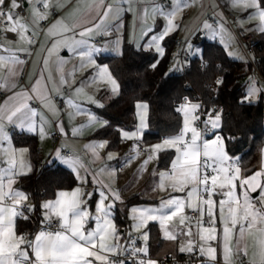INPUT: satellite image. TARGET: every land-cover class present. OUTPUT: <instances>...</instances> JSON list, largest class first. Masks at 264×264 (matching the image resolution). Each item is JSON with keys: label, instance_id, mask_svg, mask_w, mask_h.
I'll return each instance as SVG.
<instances>
[{"label": "snow or ice", "instance_id": "snow-or-ice-1", "mask_svg": "<svg viewBox=\"0 0 264 264\" xmlns=\"http://www.w3.org/2000/svg\"><path fill=\"white\" fill-rule=\"evenodd\" d=\"M39 3H42L44 9L49 8L48 0H23V2L0 0V26H2L0 32L14 33L20 40H26L28 45L35 44L39 22L47 19L48 16L47 12L41 11L36 6ZM25 4L30 9L27 18L21 15L25 10ZM129 4L131 5V0ZM230 6L241 11L252 9L247 19L258 20V31L264 33V0H230ZM186 7L188 4L184 0H172L170 10L160 4L152 7L153 16L159 15L166 23L158 35H152L147 44L143 45L144 50L154 49L160 57H163L164 48L161 41L179 27L175 23L176 16ZM101 9H103L102 13ZM121 11L118 5L112 3L105 5V0H90L85 3L83 9L78 6L73 11L72 23L57 20L48 29V35H59L61 39L54 41L52 47L47 49L48 56L43 60V71H48V57L60 47L67 48L78 55L81 59V67L86 63L96 65L95 57L107 51L122 55L119 39L113 42L111 49L107 45L97 47L90 43L93 33L110 35L112 30L119 31L121 25L113 26L109 23V19H119ZM147 14L145 9V15ZM204 28L211 33L212 39H216L219 35L220 42L226 49L228 48L224 39L223 24L214 28L205 21ZM76 29L82 30L77 33ZM29 31L31 36H26L25 34ZM148 31L152 29L149 28ZM65 33H72V35L68 36ZM137 47L140 48L141 45L137 44ZM187 48L190 56L202 57L201 50L194 47L192 43L189 42ZM5 50L9 52V55H0V66L10 65L8 66L9 78L18 76L17 65L23 66L24 61L16 55V52L29 50L28 48L15 50L6 48ZM228 54L232 56L233 52L229 51ZM63 63V60L57 62V70L61 72L60 85L68 83L63 75ZM158 63L159 60L151 67H157ZM97 67L99 71L90 83L104 81L110 85L113 95H119L120 86L108 71L107 66L97 65ZM182 70L183 66L179 63L172 69V71ZM43 71L31 91L36 98L51 107L55 115L57 110L51 98L46 95L47 85L43 89L40 88L41 80L45 79ZM46 79L52 82V91H57L58 86L53 81L50 71ZM223 82L222 78H218L215 81L216 87L219 88ZM6 85L8 89H14L16 82L14 79H6ZM0 87H5V84H0ZM82 90L83 85L77 88L76 92L80 93ZM261 93H264V85L258 86L253 78H249L247 92L241 102L252 103ZM17 97L20 98L19 102L12 107L7 106L8 101H5L4 106H0V163L7 165L0 167V264H97V262L98 264H158L156 259L149 256L150 236L149 231L146 230L149 222L159 224L165 240L180 241L178 251L190 256L189 264H217L218 247L221 249L223 264H238V261L239 264H244L243 258L249 257V238L252 240L253 251L247 264H264V170L250 176H242L238 162L233 161L227 152L224 138L219 135L211 141L203 138L209 131H214L221 126L222 110L214 115V109L208 110L201 129L196 126V121L201 119L200 115H197L201 105L189 102L187 97H185V103L176 109L183 116V126L179 134L166 137L162 142L152 145L148 149V158L144 161L146 166L152 159L159 158L161 152L175 150L176 155L171 162V171L159 173V183L153 190L158 188L164 191L171 188L176 192L186 191V197H170L162 200L158 207H133L131 209V219L134 222L132 229L140 234L138 237L133 238L130 232L126 245L119 242L121 234L114 222V210L115 202L121 201V196L119 191L111 189L109 185H103L99 190L100 198L96 203L95 215L88 206L93 193L85 192L82 186H77L70 192L58 191L55 199L44 201L39 205L43 216L40 221L42 227L33 238H29L26 233H18L17 220H29L31 218L29 214L35 212L37 206L28 203L27 193L13 187L20 177L31 173L32 166L25 159L28 149L15 148L11 145L12 137L8 128H18L30 133L38 131L41 138H44L47 135V121L41 115L37 123L38 113L27 102L33 96L28 95L27 92H19L8 99L15 100ZM68 103L76 109L77 113L83 111L71 100ZM92 103L98 107L104 106L95 100H92ZM136 108L139 119L136 130L129 132L120 129L121 139L140 138L147 127L148 105L137 103ZM87 115L90 126L108 125V121L101 120L91 112ZM57 127L61 134H65L62 124H57ZM78 132L79 129H74L73 135ZM107 144L108 141L104 140L86 147L98 159V149L105 148ZM107 158L112 160L113 154L109 153ZM54 159L68 166L75 173L80 185L88 183L87 175H81L80 169L84 166L78 158L64 155L58 149ZM52 162L49 161L50 164ZM103 171L104 169H101V172ZM115 171L112 169L111 174L115 175ZM91 175L92 182L99 183L95 178L96 174ZM237 181L242 190V201L235 194ZM105 188L108 191L103 190ZM257 189H260L258 197L260 207L256 206L249 195ZM217 194L225 197L218 202V213L217 201L214 199ZM186 208L199 214L195 231L191 226L190 217L185 214ZM205 216H207L206 221ZM90 219L95 221V227L87 230L86 225ZM217 219L223 225L222 234L216 227ZM54 220L58 223V227L53 229ZM237 226H239L238 235ZM234 237H236L235 243H233ZM136 239L143 242L142 246L136 245ZM213 242H218L217 246H213Z\"/></svg>", "mask_w": 264, "mask_h": 264}, {"label": "trees", "instance_id": "trees-1", "mask_svg": "<svg viewBox=\"0 0 264 264\" xmlns=\"http://www.w3.org/2000/svg\"><path fill=\"white\" fill-rule=\"evenodd\" d=\"M261 49L256 55L264 75V33L260 35ZM178 35L164 40V55L160 57L154 50H144L125 42L121 56H103L99 62L107 64L111 74L118 82L119 95L109 99L103 107L95 108V114L108 121L107 126L96 130L92 138L107 140L108 151H119L122 146L120 129L133 131L137 126L136 105L147 102L149 107L148 130L143 141L147 145L156 144L162 139L179 134L183 126L181 113L176 111L185 97L191 103L202 100L206 110L214 105L223 106L221 127L217 134L224 138L230 157H239L240 167L246 174L254 171L257 155L264 147V103L241 104L246 95L249 81L244 74V66L228 56L223 46L216 41L205 40L200 55L193 59L192 70L180 76L168 73V62L174 56ZM159 60L157 67L151 65ZM202 62L206 63L201 68ZM249 71L252 69L248 62ZM221 70H218V67ZM167 74V75H166ZM220 76L223 84L216 87L215 79ZM188 84V88L185 87ZM16 148H27L34 164L32 174L19 179L20 188L28 193L39 205L43 200L52 199L58 191L73 189L78 185L74 173L58 162L49 163L40 169L38 162L43 160L39 152L37 137L28 133H14L12 138ZM172 159V151L161 152L159 167L167 169ZM141 202L138 196L128 200L130 205ZM116 223L126 229L128 222L119 212ZM20 231L31 228L26 220L18 219ZM122 232V231H121Z\"/></svg>", "mask_w": 264, "mask_h": 264}, {"label": "crops", "instance_id": "crops-1", "mask_svg": "<svg viewBox=\"0 0 264 264\" xmlns=\"http://www.w3.org/2000/svg\"><path fill=\"white\" fill-rule=\"evenodd\" d=\"M150 0H131V5L129 4V0H105V5L112 3L114 5H118L122 11L120 13L119 19H114L110 18L109 23H111L113 26L115 25H121L119 28V31L112 30L110 35H102V34H96L93 33L92 36L96 40L100 36L103 37V41L106 40L108 36L112 37H118L120 34L121 39L123 38L122 41V49L123 45L125 42L134 44L135 46L137 40L144 39V43L147 44V42L150 40L152 35H158L160 31L164 28L166 21L160 17L159 15L153 16L151 9L152 5L149 3ZM211 0H184L188 4V7L183 8L181 12L178 13L175 19V23L179 25V27L171 32L166 38L173 36V35H178V36H189L193 34L196 31H202L203 34L206 33V30H204V23L205 21H210L212 22V19L210 18V11H211V6H209L208 2ZM49 6L55 7L58 12L60 13L59 17L52 23L49 24L48 28L46 29L45 34L40 40V43L38 44L37 50L35 52L34 59L32 61V64L30 66L29 74L26 79V87H21L18 84V80L22 71L23 66L17 65L19 75L15 77H8V66H0V84H5V87H1L4 94V102L2 106L5 105V101H8V107H12L13 105L17 104L19 102V97L15 100H9L8 98L10 96H13L14 93H19V92H27L28 95L33 96L31 100H28V104L32 100H36L40 102L42 108L41 109H34L37 113L38 116L36 117L37 123H39L40 116L42 115L45 120L47 121L46 124V131L47 135L44 136V138H41L39 135L38 131L36 133H30L27 131H21L18 128H14V131H11L10 129L12 127L8 128L9 133L11 134V137L13 138L14 133H28V134H33L37 137L38 140V146L42 150V157L43 160L45 161H53L55 162V153L56 151L53 150V145H52V135L55 131H59L57 124H62L60 122L61 115L63 114V110L59 108L58 103L56 101V97L60 96L63 89L66 86H71V82L73 81V78L76 76V72L73 71L71 72L70 66H66V58L64 55H61L59 51L61 49H67L64 47L58 48L54 53L48 57L49 58V65H48V71H43L44 70V63L43 60L46 56H48L47 49L52 47V43L56 40L61 39V36L59 35H48V29L52 27L53 24L56 23L57 20H63L65 23H72L73 22V11L79 6L81 9L84 8L86 2H90V0H48ZM42 3L37 4L36 6L39 8V5ZM131 7V10L129 8ZM172 7V2L170 5L166 6L165 8L171 9ZM225 8L227 10L233 11L232 7L230 6L229 3L226 2ZM145 9H147V16L145 15ZM28 11L30 12V9L28 7ZM103 12V9H101V13ZM208 12V13H207ZM235 12V11H233ZM208 15L209 17L207 19H202L203 16ZM48 20V16H47ZM201 20V21H200ZM200 22V23H198ZM214 22V21H213ZM226 22V21H225ZM217 24V22H214ZM241 24V23H240ZM242 25V24H241ZM91 26V25H88ZM151 28L152 31H148V29ZM248 30H253L257 32L259 35L261 34L260 31H258V28L254 25L244 27ZM82 29H76L77 33L81 31ZM58 31V29L56 30ZM144 33H147L146 35ZM233 35L235 36L234 32L232 31ZM26 35V34H25ZM65 35L71 36L72 33H65ZM205 37V35H204ZM77 38H79L77 36ZM133 38V41H132ZM236 38V36H235ZM105 39V40H104ZM164 39V40H165ZM164 40L161 41L162 47L164 48ZM205 40L208 41H213L209 40L208 38H205ZM237 40V38H236ZM92 39H90L91 43ZM11 42V43H9ZM238 42V40H237ZM219 43V42H218ZM95 44V41H94ZM144 44V45H145ZM239 44V42H238ZM107 45L110 48V45H112V42H109L108 44L105 42H102V46ZM4 46L6 48H11L13 50L17 48H28V44L26 40H20L18 38L15 41L11 40H5L4 41ZM97 46V45H96ZM241 47V45L239 44ZM101 47V46H97ZM143 47V45H141ZM242 48V47H241ZM154 50V49H150ZM155 51V50H154ZM165 51V50H164ZM176 51V48H175ZM19 51L16 52V55L19 56L21 59ZM67 52L65 51L63 54H66ZM2 56H8L9 54H3L0 53ZM175 56V52H174ZM173 56V57H174ZM172 57V58H173ZM101 59V58H99ZM59 60H63V75L67 79L68 83L60 85V76L61 72L57 70V62ZM89 67H83L82 70L85 72L86 69ZM43 71V75L45 77L44 80H41L40 88H44L45 85H47V92L46 95L49 96L52 100V104L54 108L57 110L56 114H53L52 108L49 106L45 105V102L42 101L39 98H36L35 95L32 93L31 89L32 86L36 84V81L40 79L41 72ZM49 71L51 72V75L53 77V81L55 84L58 86L57 91H52L53 84L52 82L47 81V76L49 74ZM87 72V71H86ZM243 73L245 74V71L243 70ZM6 79H14L16 82V87L14 89H8L6 85ZM71 92V91H70ZM117 95H113L111 97H108L107 101ZM72 95L70 94L71 98ZM106 101V102H107ZM196 104V103H193ZM95 112V111H94ZM100 126L99 124L96 125V127H91L88 128V131H83L79 132L78 138H76V135H74V138L72 139H62L60 143V147L62 149H66L69 151L74 152L76 155L73 157L78 158L80 162L83 164V168L80 169L81 175H87L88 183L85 185H80V182L78 181L77 186H82L83 190L85 192H91L93 193L92 198L88 201V206L89 210L92 212L93 215H95V207L96 203L99 200V190L102 188L103 185H109L111 189H114L116 191H119L120 196H121V201H116L115 202V210H114V222L116 224L117 229L119 230V233L121 231H126L128 233H136L132 229V224L134 223L133 220L131 219V209L133 207H158L160 205V202L162 200H166L170 197H181L184 198L186 197V191L185 192H176L173 191L171 188H167L164 191H160L158 188L154 191L153 189L156 188V185L159 183V173L163 171L170 172L171 171V162L174 159L176 153L175 150L172 151V159L169 163V167L167 169H162L159 167V158H154L151 161L148 162L146 166H144V161L146 160L145 158H141L137 154V149L136 143L133 141L134 139H129V140H124L122 142L121 149L119 151H113V159L111 162H108L105 157V150L107 149V146L103 149H98V154L99 158H95L92 154V152L89 150L88 145L94 143V142H100L104 140H99V139H93L92 135L93 133L98 129L97 127ZM75 129L76 127L73 126ZM64 128V127H63ZM100 128V127H99ZM73 132V130L71 129ZM162 142V141H161ZM11 145L13 147V141L11 139ZM153 145V144H152ZM148 145V149L152 146ZM7 146V144L5 145ZM16 148V147H15ZM25 159L31 164L32 166V171L28 175L32 174L34 171V164L32 163L29 152L25 155ZM104 160V163H103ZM49 162V161H48ZM58 162V161H56ZM59 163V162H58ZM64 165V164H63ZM66 168L71 170L68 166L64 165ZM101 169H104L103 172H101ZM115 169V175L111 174V170ZM87 170V171H85ZM72 171V170H71ZM73 172V171H72ZM92 173H95L96 180L99 183H93V176L91 175ZM75 175V173H74ZM76 177V175H75ZM20 179V178H19ZM19 179L17 182L13 185L14 188L22 190L20 188L19 184ZM76 186V187H77ZM74 187V188H76ZM73 188V189H74ZM73 189L69 190H62V191H72ZM105 191H108L107 188L103 189ZM23 191V190H22ZM227 191V189L225 190ZM26 193V192H25ZM28 194V193H27ZM29 195V194H28ZM238 197H240L241 201L243 200V195L242 192L239 190L237 191ZM133 196H138V198L141 200V202H137L135 205H130L128 203V200L132 198ZM258 196V195H257ZM256 197V195H254ZM31 199L29 195V200ZM52 199H55L52 198ZM214 199L217 201V213H218V202L221 199H225L224 196L221 194H217ZM51 200V199H47ZM47 200H43L47 201ZM41 202V203H42ZM108 201H106L107 203ZM122 214L124 217H126L128 225L126 229H121L118 227L116 223V214L117 213ZM39 214L42 216V210L39 208ZM185 214L189 217V214L187 213L185 209ZM191 223V221H190ZM191 226L193 227V230L195 231L196 225L191 223ZM207 226V225H205ZM95 227V221L90 219L86 225L87 230H91L92 228ZM216 227L218 229V232L222 234V229L223 225L219 222V219H217V224ZM238 227L237 226V235H238ZM17 228H18V233H20V228L18 225V220H17ZM149 231V255L153 259H158L162 258L164 256H170V255H178L181 256L184 253H180L178 251L179 248V243L180 241H167L163 238L162 232L160 230L159 224L156 222H149L148 228L146 229ZM138 234V233H136ZM140 235V234H139ZM236 242V237L233 238V243ZM218 242H213V246H217ZM248 244H249V257L248 260L250 259L251 252L253 251L252 248V240L249 238L248 239ZM142 246V245H141ZM98 264V262H97ZM217 264H223V259H222V253L221 249L218 247V261ZM239 264V261H238Z\"/></svg>", "mask_w": 264, "mask_h": 264}, {"label": "built area", "instance_id": "built-area-1", "mask_svg": "<svg viewBox=\"0 0 264 264\" xmlns=\"http://www.w3.org/2000/svg\"><path fill=\"white\" fill-rule=\"evenodd\" d=\"M215 1L218 4V9L223 14L224 20L226 21V23L229 25V27L234 32L239 44L241 45L243 51L245 52V54L248 58L249 63L252 66V69L248 73L249 76L253 77V76H255V74H257L258 76L261 77V79L263 80V84H264V75L262 74L260 67H259L260 60L258 59V57L256 55L257 50L261 49V39H260L259 34L253 30H248V29L244 28L240 24V17L235 12L227 10L225 8V5L223 3L224 0H215ZM21 2H23V0H21ZM171 2H172V0H150L149 1L150 5H152V6H154L155 4H160L164 7L170 5ZM28 7L29 6L27 4H25V10L21 13L22 17H24V18H27L29 16ZM39 8L41 11L48 13V20L45 19V20H42L39 22L38 35L35 37L36 43L32 44V45H28V50H29L28 52H21L20 53L21 60L24 61L22 71H21V74H20V77L18 80V84L21 87H26V79H27V76L29 74L30 66H31L32 61L34 59L35 52L37 50V47H38V44L40 43L41 38L45 34L46 29L48 28L49 24L54 22L60 15L58 10L53 6H49L48 9H44L43 5L41 4V5H39ZM0 27H2V26H0ZM26 36H31V31L26 33ZM18 38L19 37L14 33L0 32V53L9 54V52L5 50L6 49V47L4 46L5 40L15 41ZM102 42H103V37H100V38L95 40V45L102 46ZM189 42L192 43L194 45V47H196V48L199 46H202L205 42V37H204L203 32L200 30V31L194 32L193 34H191L189 36H179L178 37V39L176 40V43H175V48H176L175 56L173 58H171L168 62V73L171 74L172 76H180V75L186 74L187 72L192 70L193 59L196 56L193 57V56L189 55L188 48H187V44ZM177 63H179V65L183 66L182 71H172V69H174V66H176ZM204 65H206V63L202 62L200 67L204 68L205 67ZM217 69L221 70V67L219 66ZM218 78H221V77L218 76L215 79V81ZM185 87L188 88V84H185ZM70 91H71V89L68 86H66L63 89L61 95L56 97V101L58 103V106L62 110H64L67 107L68 99H69L70 94H71ZM4 98H5V94L2 90V88L0 87V106H2V104L4 102ZM241 101H240L241 104L246 103V102L242 103ZM183 103H185V99L183 100L182 104ZM196 103L201 105V109L197 113V115H200L201 119L196 121V126L202 129L203 128L202 121L207 118V116H206L207 110H206L205 104L202 100L197 101ZM29 105L32 109H36V110L42 108L40 102H38L36 100L30 101ZM213 109H214L213 115L216 112H221V110H222V114H223V106L222 105H214L211 107L210 110H213ZM221 118H222V116H221ZM63 127H64V133L65 134H61L60 131H55L52 135L53 150L56 151L59 149L62 152V154L73 157L74 154L72 151L62 149L60 147L61 146L60 143H61L62 139L74 138L73 132L71 130H69L68 127L64 123H63ZM10 130L14 131V128H11ZM218 130L219 129H216L214 131H209L203 138L215 137L216 135H218L217 134ZM136 149H137V154L139 157L145 158V159L148 158V155H149L148 145L143 140H138L136 142ZM38 150H39V152H42L41 148H39ZM231 158L233 159V161L238 162V164L240 166L239 158H237V157H231ZM48 161H50V160H48ZM48 161L40 160L37 165L40 169H43L49 164ZM28 203H31V204H34L37 206L36 202L33 199H30L28 201ZM186 211L189 214L191 223L196 225L197 221L199 219L198 212L193 211V210L188 209V208H186ZM29 215L31 218L29 220H26V221H28L32 227L22 229L20 231V233H26V234H28L29 238H33L34 235L41 229L42 225H41L40 221L43 218L40 216L38 210H36L33 213H30ZM21 220H23V219H21ZM206 220H207V216H205V221ZM205 225H207V224H205ZM55 227H58V223L54 220L53 221V229ZM120 234H121V238H120L119 242L123 245H126L128 239H129V236H128L129 233L126 231H123ZM138 236H139V234L132 233L133 238H136ZM142 243L143 242L141 240L136 239V245L137 246H141ZM157 261H158V264H189L190 256L188 254H183L181 256L170 255V256H164L162 258H158ZM243 261H244V264H247L248 258L244 257Z\"/></svg>", "mask_w": 264, "mask_h": 264}, {"label": "rangeland", "instance_id": "rangeland-1", "mask_svg": "<svg viewBox=\"0 0 264 264\" xmlns=\"http://www.w3.org/2000/svg\"><path fill=\"white\" fill-rule=\"evenodd\" d=\"M226 2L230 4V0H224V2H223L224 5H226ZM208 4H209V6H211V11L209 14H210V18L212 19V22L207 21V23L213 25L214 28L217 27L219 24H223L224 29H225L224 39H225V42L228 44V48L226 49L225 45L220 42L219 35L217 36L216 39H212L211 33L208 30H206L205 28H203L204 30H206V33L204 34L205 38L219 42L223 46V48L225 49L227 54L229 53V51L233 52L232 56H230L229 54H228V56L231 57L232 59L236 60V61H239L241 64H243L245 74H248L249 73L248 58H247L245 52L243 51V49L239 46L235 36L232 33V29L225 22V20L223 18V14L218 9V4L216 3L215 0L209 1ZM232 10L235 11V13L240 17V23L243 22V23H241L243 27L255 25L258 28V25H259L258 20H248L247 19L249 13H251L253 11L252 9H248L247 11H241L240 9H232ZM208 15L206 14L205 16H203L202 19L204 17H205L204 19H207L209 17ZM213 21L217 22V24H215ZM198 23H200V22H198ZM91 39H92L91 43L94 44L95 39L93 38V36L91 37ZM117 39L120 40V49L122 51V45L121 44H122L123 38L121 39L120 34L118 37L108 36L106 38V40L104 39L105 41H103V42H105L107 44L109 42H112V45H110V48H109V49H111L113 46V42L116 41ZM144 40H145V37H144V39L137 40V42H135V43H136V45L137 44L144 45L145 44ZM132 41H133V38H132ZM197 48H199L201 50V46H199ZM65 51L67 53L63 54ZM59 53L61 55H64V57L66 58V66L68 67L71 65V68H70L71 72H73V71L76 72V76L73 78V81L71 82L72 87L69 86V88L71 89L72 97L69 98L68 101L71 100L73 104L78 105L83 110L81 113H77L76 109L68 103L67 107L63 110V114L61 115L62 118H60L59 121L64 123L68 127L69 130H71V129L74 130L75 128L73 126H75L76 129H79V132H83V131L86 132V131H88V128L96 127V125H98V124H95L92 126L89 125V118H88L87 113L91 112V113L95 114L94 109L100 108L95 103H92V100L98 101L104 105L106 103L108 97L113 96L112 92L110 91V85L108 83H106L104 81H96L95 83H90L92 78L95 77L99 71V68L97 67V65L98 66H105L106 65L108 68V71L110 72L108 65L107 64H101L99 62V60H100L99 58H102L103 56H109V55H113V56H121V55H115L111 51L101 53L100 55L95 57L96 65L86 63L85 66H83V67H89L88 69H86L87 72L86 71L84 72L82 70L83 67H81V59L78 55H75L69 49H66V50L61 49V51H59ZM238 57H242V58H238ZM112 77H113V75H112ZM249 78H253L257 82L258 86L264 85L263 80L257 74H255V76H253V77L248 76L247 77L248 81H249ZM81 85H83V90L80 93H77L76 89L80 88ZM246 92H247V90H246ZM260 100L263 101V103H264V93H261L259 98L254 100V102H252V103H257ZM138 103L147 104V102H144V101H141ZM147 113L149 114V107L147 109ZM70 114H71V116H70ZM148 114H147V120H146L147 127L144 129L143 134L140 138L133 140L135 143L138 140H143L144 134L148 130ZM136 117H137V108H136ZM182 118H183V116H182ZM101 120H103V119H101ZM138 123H139V119L137 117V125H138ZM99 127L101 128V126H98L97 128L99 129ZM220 127L218 129H220ZM135 130H133V131H135ZM79 132L76 134V138L80 137V136H78ZM129 132H132V131H129ZM204 139L211 141V140H214L215 137H208V138H204ZM160 142H158V143H160ZM153 145H155V144H153ZM109 153L114 154V152L108 151L107 149L105 150L106 160L108 162H111L112 160H108V158H107ZM73 154L76 155L74 152H73ZM103 163H104V160H103ZM6 166H7L6 164L0 163V167H6ZM254 167H255L254 171H252L249 174H246V170L241 167L242 176H250L257 171L264 170V147L262 149H260V151L257 155V159L255 160ZM239 190L242 192V190L239 188V181H237V189H236V193H235L236 195H237V191H239ZM249 195L252 198L253 202L256 203V206L260 207L261 205L258 203V197L260 195V189H257L256 192H250ZM254 195H256V197H254Z\"/></svg>", "mask_w": 264, "mask_h": 264}]
</instances>
